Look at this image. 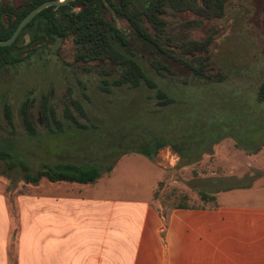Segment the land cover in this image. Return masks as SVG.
<instances>
[{"label": "rangeland", "instance_id": "obj_1", "mask_svg": "<svg viewBox=\"0 0 264 264\" xmlns=\"http://www.w3.org/2000/svg\"><path fill=\"white\" fill-rule=\"evenodd\" d=\"M4 1L17 5L22 0ZM164 18L175 27L194 16L184 13ZM107 19L131 41L136 57L148 67L154 60L151 49L132 33L125 20L115 15H107ZM187 34L196 41L211 38L207 75L212 80L193 79L189 85L167 83L161 88L174 104L165 109L158 106L156 92L147 86L109 93L99 90V77L92 65L75 63L72 37L47 42L38 53L0 72V143L11 139L20 158L35 172L43 164L98 163L112 148L119 156L127 147L138 145L147 128L170 129L174 124L179 132L173 142L180 145L185 139H203L214 147L194 165L180 167V160L173 166L167 163L152 199L163 214L177 207L214 206L217 197L228 191L262 193L264 151L247 155L235 142L247 146L264 141V99H259L264 84V0H229L222 18L207 21ZM28 42L26 36L24 44ZM46 101L55 110L63 133H51L50 127L56 130L57 125H48L43 118ZM73 102L83 107L87 118L80 115ZM6 105L11 109L12 126L6 118ZM159 110L161 118L154 121L152 112ZM24 111L29 113L33 130L23 121ZM67 112L87 125L88 130L72 124ZM168 151L173 153L168 147L161 149L154 161L158 162V156ZM139 156L142 155L130 154L125 159L142 161ZM147 170L146 162L122 167L114 180L115 193L145 196L155 183ZM256 173L260 175L257 177ZM61 185L46 180L38 186L25 185L21 170L7 171L0 160V195L8 203L11 239L19 232L16 197L45 192L47 188L62 192ZM241 186L249 187L232 189ZM16 250L14 239L9 254L15 255Z\"/></svg>", "mask_w": 264, "mask_h": 264}, {"label": "trees", "instance_id": "obj_2", "mask_svg": "<svg viewBox=\"0 0 264 264\" xmlns=\"http://www.w3.org/2000/svg\"><path fill=\"white\" fill-rule=\"evenodd\" d=\"M49 1L60 0H22L17 5L0 0V41L9 40L31 11ZM228 1L70 0L64 6L43 10L21 31L13 45L0 47V72L38 53L39 48L49 41L72 37L75 63L87 67L92 65L99 77V90L109 93L114 89H139L147 86L149 90L156 92L158 106L169 108L174 101L161 88L167 87V83L181 82L189 85L193 79L212 80L207 75L211 38L203 41L191 40L187 32L200 28L207 21L222 18ZM184 13H190L194 18L180 21L175 27L164 18L167 15L178 16ZM107 15H115L125 20L132 33L151 49L154 60L148 67L136 57L131 41L107 19ZM26 36L29 42L24 44ZM259 99H264V84L261 86ZM73 105L82 117L87 118L80 104L73 102ZM5 110L7 121L12 126L11 109L6 105ZM161 111L152 112L154 121L161 116ZM42 115L48 125H57L56 130L50 127L51 133L64 132L55 116V110L47 101L43 104ZM66 116L78 129L88 130V126L81 124L71 113L67 112ZM23 121L29 130H33L26 111L23 112ZM173 125L170 129L147 128L142 134L143 137L139 138L138 145L127 147L119 156L116 155L115 148L109 149L103 161L98 163L43 164L33 172L27 162L20 158L11 139L2 140L0 143V160L6 164L7 171L20 169L25 185L38 186L43 180L50 183L94 185L103 176L111 175L121 158L130 154L142 155L152 160L161 149L168 147L179 157L180 167H187L198 163L205 154L212 151L213 143L203 139L198 142L185 139L180 145L173 142L174 135L179 132ZM235 144L247 155H255L264 147V141L259 144L249 143L247 146H241L237 142ZM256 174L257 177L260 175ZM205 198L203 195V199ZM10 259L14 260L13 254Z\"/></svg>", "mask_w": 264, "mask_h": 264}, {"label": "crops", "instance_id": "obj_3", "mask_svg": "<svg viewBox=\"0 0 264 264\" xmlns=\"http://www.w3.org/2000/svg\"><path fill=\"white\" fill-rule=\"evenodd\" d=\"M126 157L94 185L51 183L63 191L17 196L13 261L11 216L0 195V264H264V191H228L214 206L163 214L152 199L168 152L158 162ZM135 162L148 164L154 186L145 196L117 195L116 176Z\"/></svg>", "mask_w": 264, "mask_h": 264}, {"label": "water", "instance_id": "obj_4", "mask_svg": "<svg viewBox=\"0 0 264 264\" xmlns=\"http://www.w3.org/2000/svg\"><path fill=\"white\" fill-rule=\"evenodd\" d=\"M70 0H60V1H49L41 4L33 11H31L18 25L17 29L13 33L12 37L7 41H0V47H10L16 41L21 31L43 10L49 7H61L66 5Z\"/></svg>", "mask_w": 264, "mask_h": 264}, {"label": "built area", "instance_id": "obj_5", "mask_svg": "<svg viewBox=\"0 0 264 264\" xmlns=\"http://www.w3.org/2000/svg\"><path fill=\"white\" fill-rule=\"evenodd\" d=\"M167 160H168V164L170 166H173V164L175 162H178V160H180V159H179V157L175 153H172V152L168 151Z\"/></svg>", "mask_w": 264, "mask_h": 264}]
</instances>
